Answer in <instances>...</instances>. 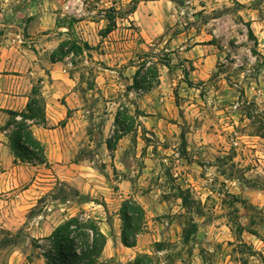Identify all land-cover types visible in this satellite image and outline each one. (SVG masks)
<instances>
[{
  "label": "rangeland",
  "instance_id": "374dc122",
  "mask_svg": "<svg viewBox=\"0 0 264 264\" xmlns=\"http://www.w3.org/2000/svg\"><path fill=\"white\" fill-rule=\"evenodd\" d=\"M109 17L135 34L111 72L94 48L79 53L70 44L83 41L92 21L94 41ZM193 44L211 46L207 72H193L181 57ZM141 58L170 64L157 62L158 84L145 64L138 80L149 78L148 91L128 89ZM53 60L77 78L75 87L91 89L77 101L87 118H72L64 134L59 125L67 118L32 124L51 142L64 138L49 155L43 145L45 162H38L14 149L16 123L0 111V130L9 128L0 135L9 146L4 154L0 139V264H46V236L75 215L93 217L109 234L97 264H133L144 252L151 264H264V0H0V93L15 80L23 92L36 84L48 103L45 117L57 118L51 105L66 101L50 84ZM156 88V112L138 109L137 99ZM123 109L135 122L110 150L106 141ZM146 115L157 116V125L144 127ZM128 198L145 213L132 248L116 241L115 214ZM191 219L197 229L184 242Z\"/></svg>",
  "mask_w": 264,
  "mask_h": 264
},
{
  "label": "trees",
  "instance_id": "16d2710c",
  "mask_svg": "<svg viewBox=\"0 0 264 264\" xmlns=\"http://www.w3.org/2000/svg\"><path fill=\"white\" fill-rule=\"evenodd\" d=\"M113 19L112 17L108 18L109 23L112 24L106 26L102 32L103 34L108 33L115 26ZM70 44L72 51L79 53L91 48L86 41H71ZM60 50L62 54L66 52L63 48H60ZM138 61L134 76L132 77L133 84L128 86V89L141 88L144 91H148L153 86L149 78L145 76L141 80L143 84L138 80L139 73L146 63L148 64L146 72L148 71L157 79L156 84L159 81L157 62L163 63L166 67L170 65L166 58H159L155 62L145 60L144 58ZM45 105V96L41 93L40 87L34 84L22 110L5 109L12 121L14 120L16 123V129L11 136L14 149L24 158L31 156L38 162H45L43 145L33 135L31 125L45 124ZM16 117H20V120H15ZM114 122L116 130L111 138L106 141V145L110 150L113 149L114 143L118 139L132 130L135 116L130 114L127 109L117 110ZM10 123L8 122V124ZM179 198L182 200L183 207L186 210H190L191 202L189 195L179 190ZM118 211L121 221V243L126 247H134L136 245L137 234L141 230L145 219L144 210L135 199L128 198L121 202ZM196 229V222L193 219L189 220L183 228V241L188 242ZM46 239L49 243L46 252L43 253L46 264H97L106 243V235L100 229L98 222L91 216L83 217L81 215L71 216L61 221L46 236ZM148 260V253H140L134 257L133 264H151L150 260Z\"/></svg>",
  "mask_w": 264,
  "mask_h": 264
},
{
  "label": "crops",
  "instance_id": "0c3cea01",
  "mask_svg": "<svg viewBox=\"0 0 264 264\" xmlns=\"http://www.w3.org/2000/svg\"><path fill=\"white\" fill-rule=\"evenodd\" d=\"M147 1L146 2H142V4H139L137 9L133 12V16L132 18L137 17V13L138 12H142V10L147 8ZM146 7V8H145ZM148 15V14H147ZM151 15H148V17H150ZM161 16L160 14L157 16V18L155 19H160ZM94 22H88V25L83 27L82 33L85 35L83 37V41H86L89 46L91 47L90 49H88V51H91L92 48H94L95 54H97L98 57H95V59H99L100 61H104L105 65H109L110 68L103 66L102 65V69L104 70H108V71H114L113 67L118 66L120 63L123 62L122 58L123 55L125 53H127V49L128 47H130L131 49V45L134 42V35L132 32L131 28H128L127 26H124L123 22L121 24H119L118 22L116 23V25L108 32V33H100L97 35V37L95 38L94 41H91L92 35L87 36V31L90 30V24H93ZM121 25V26H120ZM63 27V26H61ZM67 27V26H66ZM82 27V24L81 26ZM65 28V27H63ZM68 28V27H67ZM77 29H79V26H77ZM86 31V32H85ZM141 32V31H140ZM122 33L126 34L124 36H122ZM87 36V37H86ZM139 40V39H138ZM135 45V44H134ZM182 46H180V48H182ZM211 46L209 44H193L191 46V48L186 49L184 51H181V57L185 58L188 61H191L192 64L194 66H196L197 68L193 71V72H198V70L202 71H208L209 68L212 67V63L211 59L212 56H214L211 48ZM87 55L89 56V54L87 53ZM88 62V61H87ZM99 64V63H98ZM51 75H50V79H51V87L53 88H57L59 91V94L61 96H65L64 99L66 101L65 105H61L62 108L56 106V105H51L52 108L57 107L58 110H60L59 112V116L57 118H53V116H48L46 117V120L49 121L51 123V125L53 124H58L59 121H62L64 118H67L66 121H62L61 124L59 125V133H65L68 130V125L72 124V122L70 121L72 118H74L75 116L78 119H73V120H78V122H85V118H87V115L85 114V112L87 111L86 107L82 106V103H78L77 101L81 98L82 100H84L83 98V93L87 92V91H91L90 88H87V91L82 90L81 88L75 87L76 86V82H77V78L70 76L69 74H65L63 72L60 71V66L58 64L57 61H52L51 62ZM131 80V77L129 78ZM15 81H19L18 84H16L15 87L9 88L7 90L4 89V91L6 92H2L0 93V111L2 109H11V110H22L28 100V95H29V91L28 92H23L22 90L19 89L20 80H15ZM32 84H30L31 87ZM8 91V92H7ZM158 90L156 89H152L150 92H148L146 95H143L141 97H139L136 101L137 105H138V109L144 111L145 113H154L156 112V107L151 106V102L153 103V101H151L152 98H156L159 94H158ZM85 96H87V94H85ZM161 98V96H160ZM158 103V101H156V104ZM46 106H48V103L46 101ZM158 108V107H157ZM156 109V110H155ZM159 110V108H158ZM69 115H68V113ZM50 117V118H49ZM80 118V119H79ZM157 116H152V115H146L143 116V120H142V124L144 125V127L146 128H150L152 126H156L157 125ZM160 121V119H159ZM75 123V122H74ZM77 123V122H76ZM160 123V122H159ZM63 124V125H62ZM9 128H4L0 130V135H2V133H7ZM57 128H52L51 130H56ZM31 130L33 135L35 136L36 139H38L42 145H45L49 150H48V155L50 154V150L52 148H61V142L63 138L62 135V139L57 142H51L48 138H46L45 132H43V130H41L38 127H32L31 126ZM0 139H2L1 145H2V152L4 154L7 153L8 151V139L5 136L4 138L0 136ZM61 154L58 151L57 156L54 157L53 159H60ZM115 218H116V222H118V220H120L118 218V213L115 214ZM106 235V243L104 245L103 251L102 253H108L109 251V234H107L106 232H103ZM116 241L118 242V244L120 246L126 247L121 243L120 240V229H119V222L118 225L116 227ZM126 248H132V247H126Z\"/></svg>",
  "mask_w": 264,
  "mask_h": 264
}]
</instances>
